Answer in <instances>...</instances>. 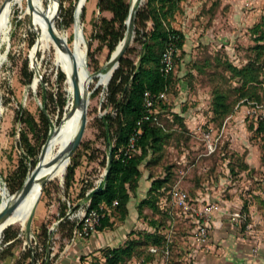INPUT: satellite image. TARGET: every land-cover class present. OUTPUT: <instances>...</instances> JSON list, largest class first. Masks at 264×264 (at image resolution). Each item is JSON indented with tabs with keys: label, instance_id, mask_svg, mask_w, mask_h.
<instances>
[{
	"label": "rangeland",
	"instance_id": "rangeland-1",
	"mask_svg": "<svg viewBox=\"0 0 264 264\" xmlns=\"http://www.w3.org/2000/svg\"><path fill=\"white\" fill-rule=\"evenodd\" d=\"M59 1L61 6L56 19L53 8L54 21L71 43L74 20L68 24L65 13L66 9L73 7L76 18L77 0ZM96 1L86 0L84 14L83 7L79 14L84 38L91 42L90 55L86 54V68L90 75L87 92L90 94L85 130L81 145L75 151L74 159L80 164L75 170L72 186L68 190L64 188L66 169L61 178L53 177L45 181L28 237L24 226L11 224V230L20 231L21 241L11 248L10 254L2 250L4 243L1 238L0 264H14V257L31 243L32 235L40 230L41 224L50 226L58 215H62L60 208L65 206L66 209L67 200L73 206L80 203L81 188L91 182V178L102 169L103 160H106V140L101 121L104 113L114 111L107 104V84L98 83L97 73L105 68L111 53L106 42L96 35L100 16L110 14L100 12ZM128 1L131 3V0ZM145 1L141 0L138 6ZM214 1L217 0H180L179 11L169 21L171 27L180 31L182 44L176 51L170 88L166 91L161 110L165 130L160 141L148 150L140 164L142 176L135 191H132L135 193L133 198L141 193L146 195L151 183L150 175L157 177L170 171L169 183L179 179V183L190 191L197 187L202 191L213 189V199L236 200L250 214L248 220L260 226L264 225V38H260L264 35V0H241L230 12H222L227 15L226 19H214ZM2 2L0 0V8ZM53 2L55 7L56 0ZM24 10L25 4L23 10L12 6L9 31L0 40V50L6 53L0 67V199L2 189L5 194L12 193L8 185L17 181L18 173L25 164L29 169L30 159L34 157L19 141L20 129L25 124L15 119V111L21 105L37 121L45 113L53 129L57 127L59 118L60 97L66 99L62 116L67 110L69 98L67 83L64 79L65 85L64 82L59 84L57 72L60 69L54 65L49 53L37 55L41 73L36 86L31 87V81L27 82L25 57H28V69L33 71V76L37 70L29 56V38L35 36V32L30 28L29 15ZM152 23L149 20L147 28ZM127 31L131 37L126 55L137 62L141 46L134 40L135 31L130 24L125 33ZM247 66L256 79L244 83V76L235 73L232 67ZM241 86L249 87L258 99L239 97ZM217 91L224 94L228 106L225 112L216 109ZM27 132L29 141L37 150L35 157L38 160L47 139L42 142V130L34 133L27 129ZM210 140L214 150L208 154L206 150ZM89 153L93 155L92 159L88 158ZM87 177L86 182L84 179ZM137 218V228L142 229L149 219L148 214L142 212ZM177 218L173 235L178 244L183 241V233L178 232L177 226L184 219ZM130 219L133 218L129 217L127 224L131 223ZM58 233L64 235L59 229Z\"/></svg>",
	"mask_w": 264,
	"mask_h": 264
},
{
	"label": "trees",
	"instance_id": "trees-1",
	"mask_svg": "<svg viewBox=\"0 0 264 264\" xmlns=\"http://www.w3.org/2000/svg\"><path fill=\"white\" fill-rule=\"evenodd\" d=\"M220 1L213 2V11L216 10ZM96 6L100 12L108 11L110 13L109 16H100V25L96 37L106 42L105 44L111 53L117 43L123 38L127 29L128 25L125 23V19L129 13L130 3L128 0H97ZM54 9L56 19L59 14L58 6L55 5ZM179 9L180 0H146L143 5L137 6L134 10L130 26L135 31L134 40L138 41L141 46L138 60L135 62L126 55L129 51V46L127 45L122 56L119 58L118 66L113 70L107 84V104L114 111V113L111 111L104 113L101 121V128L107 148V173L103 183L94 187L88 194H85V191L90 186V183L82 187L79 193L82 199L89 200L90 207H98L102 202L107 203L110 207L109 213L101 218L100 224L96 229L112 226L116 218L122 220L128 215L129 201L135 196V193H132V191H135L142 176L140 164L146 157L148 150L155 146L156 142L160 141L164 133L165 127L161 120V110L164 100L160 99L154 105L156 119L150 117L142 121L141 132L136 138L135 148L130 152V156L124 154L129 136L134 128L137 127V120L144 113V91L147 89L153 92L164 89L167 91L170 88V77L174 69L168 75H163L158 69V61L162 51L166 47L170 34L172 32H180L171 27L169 22L171 19H174ZM84 11L83 7V14ZM65 14L67 23H72L74 20V8L69 7L66 9ZM149 20L153 23L150 28H147ZM260 38H264V35H261ZM33 40L34 36L31 35L29 45L32 44ZM88 43V54L90 55L91 42L88 41ZM181 44L182 39L180 34L178 46ZM24 67L27 69V82H32L33 71L28 69V57L24 59ZM232 69L235 73L244 76V83L252 82L256 79L255 75L251 73L252 69L248 66L242 68L232 67ZM57 73V80L61 84L65 79L64 73L61 70H58ZM243 86L239 88V97L258 99V96L254 95L249 87ZM42 87L43 85L40 83V88L42 89ZM60 98V112L56 124L60 121L66 102L65 98ZM215 103L217 105L216 109L219 108L224 112L227 110L228 106L224 101V94L221 92L217 91L215 93ZM15 119L25 124V127L20 129L19 141L26 146L27 151L34 157L30 159L29 169L27 170V165L25 164L21 172L18 173L17 181L8 185L11 192L21 186L25 177L37 162L35 157L37 150H35L34 145L28 139L27 129H30L34 133L42 130V142L46 141L52 131L49 119L45 113H42L40 120L37 121L32 113L21 105L15 111ZM79 145H81V142ZM75 151L71 155L66 167L64 175L65 190H68L72 186L75 170L80 164L78 160L74 159L76 155ZM88 158L92 159L93 155L89 153ZM105 162L106 160H103V164ZM149 177L151 183L147 193L137 203L138 216L142 212H145L148 214V221H146L142 229H131L121 245L103 248L102 254L104 259L102 261L96 259L92 264H127L133 256L145 254L150 245H162L164 243V229L168 227V220L171 221L172 215L175 213V209L171 203V184L168 182L170 171L157 177L152 175ZM198 189L199 187L195 188L194 191H190L189 189L188 191L191 195L196 196L198 195ZM113 200H117V203L114 205L112 204ZM60 210V214H63L65 206L60 208ZM59 230H62L65 236L70 237L72 235L73 223L69 220L61 221ZM19 233L18 229L11 230L10 225L5 227L2 233V242L4 243L2 250H7L12 254L11 248L21 241ZM35 237V243L31 246L27 244L20 249L19 254L14 257V264H44L46 258L50 256L49 234L45 224H41L40 230L36 232ZM177 245L175 241L171 246V253L167 264H183L181 261L183 254L176 250ZM2 250L0 251V255L2 254ZM52 258L50 256V264Z\"/></svg>",
	"mask_w": 264,
	"mask_h": 264
},
{
	"label": "bare ground",
	"instance_id": "bare-ground-1",
	"mask_svg": "<svg viewBox=\"0 0 264 264\" xmlns=\"http://www.w3.org/2000/svg\"><path fill=\"white\" fill-rule=\"evenodd\" d=\"M136 1L137 0H131V4L134 5ZM85 3L86 0H77L76 2V18L73 24L74 36L71 43H69L67 40V34L59 30L55 24L53 0H3L2 2L0 8V40H3L9 31L8 20L9 15H11L10 13L12 11L13 5L18 6L20 9L23 10L25 4L24 13L29 15V26L35 32L34 40L30 47L29 56L32 66L35 67L37 71L32 78L30 86H36L41 73H39V65L36 61L38 53H42L43 55L49 53L52 55V62L54 63V65L64 73L65 81L68 86L69 98L67 101V110L65 116L61 120V123L55 128V130L51 132L44 145L43 154L39 159L40 170L35 176L31 188L19 200V202L10 212V214L6 218L0 220V240L2 238L3 230L8 225L16 223L21 226L25 225L27 217L37 200V195L40 192L41 181L45 178H61L67 167V161L61 160L60 155L64 147L73 137L80 122V107H77L68 112L72 99V86L70 75L76 63L78 67L79 82L81 84V88L84 93L87 94L88 99L90 94L87 92L88 84L90 81V75L88 70L85 71L80 64L85 53V42L84 37H81L79 30V26L82 22H80L79 14L82 10V7H84ZM49 21L53 22L55 30L65 38L69 50L65 47V44H58L52 39L47 28ZM129 24L130 22L128 23V25ZM5 59L6 53L0 50V67ZM111 71L112 67H107L103 70H100L97 73L98 83L103 85L108 84ZM11 194H5V190L2 189L0 208L6 202L13 201Z\"/></svg>",
	"mask_w": 264,
	"mask_h": 264
},
{
	"label": "crops",
	"instance_id": "crops-1",
	"mask_svg": "<svg viewBox=\"0 0 264 264\" xmlns=\"http://www.w3.org/2000/svg\"><path fill=\"white\" fill-rule=\"evenodd\" d=\"M181 2L184 4V1ZM240 2L241 0H221L215 10L214 19H226L227 15H223L222 12H230V9L232 10V7ZM226 7H228L227 10ZM105 14L110 13L105 11ZM198 194L205 199H213V189L212 191L198 189ZM144 196L141 193L137 198L132 197L128 204V215L122 220H115L112 226H105L102 229H96L88 236H77L73 239L61 235V232L56 234L53 241L51 264H92L96 259L102 261L104 259L103 248L121 245L129 231L138 227L139 224L136 223L139 215L137 203ZM84 199L81 198V201ZM220 200L229 206H241L236 200L221 198ZM129 217L133 219H130L129 223H131L127 224ZM181 223L177 226V230L183 233L181 236L183 241L178 243L177 251L183 254L181 259L183 264H264V238L260 237L255 228L240 229L226 215L217 212L210 222L206 242L198 245L192 241L190 223L186 220ZM256 241L258 250L253 252ZM133 257L142 258L143 264H162L160 256L149 251Z\"/></svg>",
	"mask_w": 264,
	"mask_h": 264
},
{
	"label": "built area",
	"instance_id": "built-area-1",
	"mask_svg": "<svg viewBox=\"0 0 264 264\" xmlns=\"http://www.w3.org/2000/svg\"><path fill=\"white\" fill-rule=\"evenodd\" d=\"M180 39V34L177 32H172L169 36L165 49L162 51L158 62V69L163 75H168L174 69V57L178 49V41ZM166 90H159L153 92L149 89L144 91L143 103H144V113L137 120V127L134 128L129 136L128 145L125 148L124 154L130 156V152L135 148V142L137 136L141 132V123L145 119L153 117L156 119L155 115V103L160 99L166 98ZM214 147L212 141H208L206 152L209 154L213 152ZM107 163L102 169L91 178V184L86 188L85 194H88L94 187L103 183L105 175L107 173ZM88 181V177L84 179ZM179 179H176L171 184V203L175 209V213L172 215V220H168V227L164 229L165 241L162 245L152 244L148 247V251L154 255H159L162 264H167L171 253V246L175 242L176 232L174 229V223L176 218H182L184 221H188L192 227V241L198 245H203L209 234L210 222L213 215L217 212L226 215L238 228L251 230L257 229L260 237L264 238V225L256 226L255 222L249 221L248 217L250 214L241 206H229L225 204L220 199H205L198 195H191L187 188H184L180 183ZM117 200H113L112 204H116ZM110 207L107 203H100L98 207H90L89 200L84 199L77 205H72L69 200H67V205L64 213L58 215V217L51 223L50 226H46L47 232L49 234V249L50 256L53 255V241L59 229V224L61 221L69 220L73 223L71 239L77 236H88L93 231L96 230L97 226L100 224L101 218L109 213ZM177 218V219H178ZM32 241L28 245H32L36 242L35 235H32ZM258 250V242L256 241L253 247V252ZM127 263L130 264H143V259L140 257H132Z\"/></svg>",
	"mask_w": 264,
	"mask_h": 264
},
{
	"label": "water",
	"instance_id": "water-1",
	"mask_svg": "<svg viewBox=\"0 0 264 264\" xmlns=\"http://www.w3.org/2000/svg\"><path fill=\"white\" fill-rule=\"evenodd\" d=\"M140 1L141 0H137L134 5H132L130 3L129 13H128L126 19H125V23L127 25H128L129 22L132 21L133 16H134V10L139 5ZM57 6H58V9L60 10V6L61 5H60V1L59 0H57ZM74 21H75V19H74ZM47 28H48V32L51 35L52 39L58 44H62V45L65 44V47L69 50V47H68V45H67V43L65 41V38L60 33H58L55 30V27H54L52 21L48 22V27ZM79 30H80L81 37H84L83 30H82V25L79 26ZM130 37H131V35L127 31L124 34L123 38L117 43L115 49L111 52V54L109 56V59H108L106 65H105V68L112 67L111 75H112L113 70L118 66L119 58L122 56L125 48L129 44ZM84 42H85V53H84V56H83L82 61H81L80 64L84 68V70L87 71L85 66H86V54L88 52L89 43H88V41L85 38H84ZM111 75H110V77H111ZM70 77H71L70 79H71V86H72V99H71V105H70V108L68 109V112H70L71 110H73V109H75L77 107H80L81 109H80V113H79V119H80L79 125H78L73 137L70 139V141L64 147V149L62 150V153L60 155V159L61 160H66L67 161V165H68V163L70 161L71 155L77 149V147L79 146V144H80V142L82 140V136H83V133H84V130H85L86 122H87V101H88L87 94L84 93V91L81 88V84L79 82V74H78L77 63L74 65V68H73V70L71 72ZM110 77H109V79H110ZM65 113L63 114L61 120L65 116ZM61 120L59 121L57 126L60 124ZM55 128H56V126L53 127L52 131H54ZM44 145H43V147H42V149L40 151L39 158H38L36 164L34 165V167L27 174V176L25 177V179H24L23 183L21 184V186L18 187L14 192H12L11 196L13 198V201L6 202L0 208V220H2L3 218H6L10 214V212L13 210V208L19 202V200L31 188L32 182H33L35 176L38 174V172L40 170V160L39 159H40L41 155L43 154ZM46 180H47V178H45V179H43L41 181L40 192L37 195V200H36L33 208L31 209V211H30V213H29V215L27 217V220L25 222L24 232H25L27 237H28V235L30 233V230H31V220H32V217H33L35 206L37 204L38 198H39V196L41 194L42 187H43V185H44ZM3 187H4V189H7L5 186H3ZM87 198H88V196H87ZM44 264H50V256H48L46 258Z\"/></svg>",
	"mask_w": 264,
	"mask_h": 264
}]
</instances>
